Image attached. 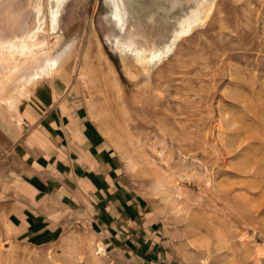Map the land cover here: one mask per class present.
Here are the masks:
<instances>
[{
  "label": "rangeland",
  "instance_id": "obj_1",
  "mask_svg": "<svg viewBox=\"0 0 264 264\" xmlns=\"http://www.w3.org/2000/svg\"><path fill=\"white\" fill-rule=\"evenodd\" d=\"M123 1L121 30L113 0H67L56 65L0 77V153L35 87L74 89L140 203L131 237L79 202L28 225L0 164V264H264V0H215L160 63L123 47L150 58L200 0Z\"/></svg>",
  "mask_w": 264,
  "mask_h": 264
},
{
  "label": "crops",
  "instance_id": "obj_2",
  "mask_svg": "<svg viewBox=\"0 0 264 264\" xmlns=\"http://www.w3.org/2000/svg\"><path fill=\"white\" fill-rule=\"evenodd\" d=\"M21 119L12 124L11 144L0 153V164L16 188L11 202L26 211L27 224L45 223L79 202L119 240L129 241L126 228L133 213L140 214V203L125 186L115 149L89 120L77 92L42 83L24 102Z\"/></svg>",
  "mask_w": 264,
  "mask_h": 264
},
{
  "label": "bare ground",
  "instance_id": "obj_3",
  "mask_svg": "<svg viewBox=\"0 0 264 264\" xmlns=\"http://www.w3.org/2000/svg\"><path fill=\"white\" fill-rule=\"evenodd\" d=\"M66 1L0 0V77L7 83H25L43 76L58 62V52L54 55L53 51H44V48L51 49L60 39L58 33L61 30V14ZM214 3L215 0H200L198 6L195 5L196 9L178 22L179 29L173 32L170 41L158 51L152 52L150 58H143V51H137L131 45L124 46V51L134 52L140 63L152 60L162 62L174 51L181 36L190 34L193 27L205 22V16L211 13ZM113 17L119 28L124 30L127 11L123 0H113ZM41 63L43 67H40ZM96 250L97 254L103 251L100 244ZM76 260L80 262L81 257L77 255ZM8 263V255L5 254L3 264Z\"/></svg>",
  "mask_w": 264,
  "mask_h": 264
}]
</instances>
